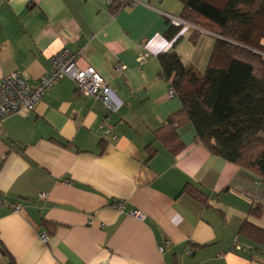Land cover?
Segmentation results:
<instances>
[{"label":"crops","instance_id":"crops-1","mask_svg":"<svg viewBox=\"0 0 264 264\" xmlns=\"http://www.w3.org/2000/svg\"><path fill=\"white\" fill-rule=\"evenodd\" d=\"M115 3L125 2L0 0V78L17 71L35 85L50 57L67 48L113 90L109 107L65 78L33 111L2 121L0 264H9L4 251L15 264H264V247L239 234L246 219L264 228V215H248L264 206L262 179L212 154L192 123L178 129L185 145L178 155L153 134L182 107L169 95L158 55L175 51L203 71L215 34L185 23L182 39L168 41L180 0H137L114 13ZM148 146L156 151L150 160ZM187 184L209 204L184 193ZM43 220L56 223L53 233ZM165 239L171 245L160 251Z\"/></svg>","mask_w":264,"mask_h":264},{"label":"trees","instance_id":"trees-1","mask_svg":"<svg viewBox=\"0 0 264 264\" xmlns=\"http://www.w3.org/2000/svg\"><path fill=\"white\" fill-rule=\"evenodd\" d=\"M179 18L215 34L206 69L201 72L185 65L175 51L158 55L160 75L170 83L182 103L159 129L155 138L173 155L185 145L178 129L192 123L196 141L214 155L254 172L264 182V0H180ZM125 3H115L116 13ZM183 25L171 24L164 37L178 43ZM200 31L194 29L190 40L196 43ZM102 145L103 142L101 143ZM149 160L156 151L148 146ZM208 205L209 196L187 184L183 190ZM248 215L262 218L264 206L255 204ZM50 233L56 223L43 220ZM239 234L264 247V228L246 219ZM1 243V242H0ZM2 246V244H0ZM9 264L13 257L4 251Z\"/></svg>","mask_w":264,"mask_h":264},{"label":"built area","instance_id":"built-area-1","mask_svg":"<svg viewBox=\"0 0 264 264\" xmlns=\"http://www.w3.org/2000/svg\"><path fill=\"white\" fill-rule=\"evenodd\" d=\"M126 5H134L137 0H124ZM172 24L177 26L184 25V22L179 17H171ZM263 56L264 54L260 52ZM149 54L145 52L139 58L141 65ZM51 69L42 75L35 85H29L27 81L20 75L19 72L13 71L0 78V133L1 124L4 118L9 115L21 112H31L36 105L43 99L45 93L54 87L61 80L68 78L75 84L76 91L80 95L94 97L107 106H111L112 102V87L109 82L100 74V72L91 65L81 67L79 64V55L67 48H64L50 57ZM124 69L125 66H119ZM169 95L174 96L175 92L170 87ZM107 133L111 132V128L105 123H102ZM116 139V136H114ZM43 197L44 194H41ZM3 203L0 198V205ZM125 201L118 200L117 207L124 208ZM21 208L20 204L14 206V210L18 211ZM130 214L138 218H142L141 212L131 210ZM42 240L46 241L48 236L46 233L41 234ZM171 245L169 239H165L159 246L160 251Z\"/></svg>","mask_w":264,"mask_h":264},{"label":"rangeland","instance_id":"rangeland-1","mask_svg":"<svg viewBox=\"0 0 264 264\" xmlns=\"http://www.w3.org/2000/svg\"><path fill=\"white\" fill-rule=\"evenodd\" d=\"M205 69H206V68H204V70H205ZM204 70H203V71H204ZM199 71H200V70H199ZM203 71H201V72H203Z\"/></svg>","mask_w":264,"mask_h":264}]
</instances>
